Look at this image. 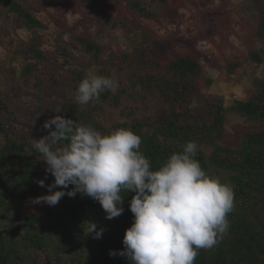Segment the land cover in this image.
Listing matches in <instances>:
<instances>
[{"label": "trees", "instance_id": "16d2710c", "mask_svg": "<svg viewBox=\"0 0 264 264\" xmlns=\"http://www.w3.org/2000/svg\"><path fill=\"white\" fill-rule=\"evenodd\" d=\"M92 1L96 5V0ZM119 1L125 2L135 17L144 19L159 16L168 4L167 0ZM252 1L260 13L255 36L264 40V4ZM2 11L14 14L29 30L39 25L25 0H0V18ZM96 19L103 27L123 29L136 41L132 53L121 52L117 61H106L101 58V45L91 37L71 38L96 65V74L115 73L119 83L115 94L105 91L98 102L78 103L76 89L86 73L77 69L61 80L62 89L41 80L51 62L36 37L23 52L38 62H26L21 75L38 87L35 94L47 89L54 100L46 108L42 104L24 108L14 104L9 95L0 97V264H131L126 257L109 253L124 248L125 230L133 222L129 208L133 191L122 192L124 211L113 219H106L97 200L80 192L57 208L46 207L42 223L35 215L21 212L26 200L44 188L38 180H44L45 185L54 180L32 139L47 136L44 122L57 114L78 125L92 126L101 134L130 129L140 136V151L153 170L171 154L182 152L186 142H196L195 159L209 177L232 187L234 203L227 216V232L213 248L200 249L194 264H264V78L255 80L254 92L247 99L234 100L226 107L222 96L197 94L195 81L202 70L196 56L177 54L160 63L151 52L153 38L147 28L102 10ZM250 55L261 61L258 52ZM60 56L75 62L64 48ZM57 108L62 111L55 112ZM228 110L260 126L244 133L237 148L219 144ZM208 146L211 151L206 150ZM89 222L103 230L101 238L88 233Z\"/></svg>", "mask_w": 264, "mask_h": 264}, {"label": "rangeland", "instance_id": "374dc122", "mask_svg": "<svg viewBox=\"0 0 264 264\" xmlns=\"http://www.w3.org/2000/svg\"><path fill=\"white\" fill-rule=\"evenodd\" d=\"M25 1L39 23L34 31L21 25L12 13L2 11L0 18V97L9 95L14 104L24 108L38 104L46 108L54 100L47 89L35 94L38 87L21 75L26 62H38L23 52L34 38L37 37L39 48L51 62L40 79L55 89L64 88L61 80L69 78L72 70L85 73L96 70V65L71 39L74 35L97 41L102 48L101 58L106 61H117L121 52H133L134 36L123 29L103 27L96 19L98 10L129 18L147 28L153 38L151 52L160 63L177 54L196 56L202 70L195 81L197 94L222 96L226 107L234 100L247 99L254 92L255 80L264 78V40L255 36L256 17L260 13L252 0H167V9L151 19L135 17L125 8V2L119 0H96V5L92 0ZM259 1L264 4V0L256 3ZM61 48L72 54L75 62L60 56ZM251 51L259 53L260 62L252 59ZM233 64L235 67L229 70ZM259 128L228 110L219 144L237 148L244 133ZM206 150L211 151L212 147ZM46 194L48 188L44 187L35 197ZM35 197L26 200L21 212L35 215L38 223L46 219V207L57 208L72 198L65 195L58 204L49 206L32 203Z\"/></svg>", "mask_w": 264, "mask_h": 264}, {"label": "clouds", "instance_id": "9594fccd", "mask_svg": "<svg viewBox=\"0 0 264 264\" xmlns=\"http://www.w3.org/2000/svg\"><path fill=\"white\" fill-rule=\"evenodd\" d=\"M118 87L115 73L89 71L79 82L75 99L80 104L98 102L101 93L115 94ZM43 127L49 133L32 139L33 147L54 180L49 185L37 181L48 194L32 203L55 206L65 195L80 192L97 200L106 219H113L124 211L122 192H134L129 201L133 222L125 230L124 248L110 251L111 256L119 254L131 264H194L200 249L213 248L227 232L234 191L202 169L195 159L196 142H186L182 152L171 154L153 170L140 151V136L130 129L101 134L59 114ZM88 233L99 239L103 230L89 222Z\"/></svg>", "mask_w": 264, "mask_h": 264}]
</instances>
